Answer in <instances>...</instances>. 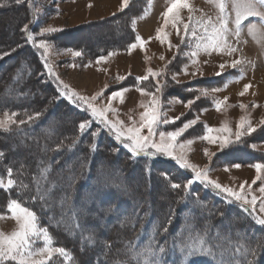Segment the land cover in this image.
<instances>
[{
  "label": "trees",
  "instance_id": "trees-1",
  "mask_svg": "<svg viewBox=\"0 0 264 264\" xmlns=\"http://www.w3.org/2000/svg\"><path fill=\"white\" fill-rule=\"evenodd\" d=\"M0 5H3L0 6V20L8 11L21 13L19 26L13 29L15 32L11 38H0V53L11 52L0 59V112H16L18 121L27 120V115L41 113L34 122L13 125L11 132L0 129V152L3 153L0 156V177H7L10 167L13 178L18 180V186L10 192L0 189V213L6 211L8 200L20 199L49 226L56 242H65L76 264H144L145 260L139 261L135 257L138 254H141L140 258L151 257L150 245L151 250L157 253L160 247L165 248L166 264H219L215 257L202 254L189 260L188 250L198 248L194 241H203L202 247L219 245L213 248V252L222 248L224 259L241 264L251 260L250 250L264 244V226L256 225L254 219L249 218V213L241 210L239 205L227 203L223 196L212 193L199 183L193 184L190 194L181 199L184 193L171 189L169 181L162 177L167 174L171 182L183 183L191 176L189 170L181 169L175 161H163V157L132 156L121 143L112 139L113 136L104 127L103 136L92 137L91 131L101 128L98 123L93 122L92 128L81 137L78 124L91 118L90 112L58 94L60 86L56 79L47 75L43 52L26 40L22 29L27 24L36 43L48 40L60 47L70 46V49L83 51V41L67 42L73 35L70 30L40 36L39 29L33 26L36 9L34 0H25L21 4H16L14 0H0ZM126 12L122 16L127 15ZM123 20L113 16L107 22L91 24L97 27L105 23L120 30L124 26L121 25ZM91 24L82 26V29L89 30ZM127 33L124 28L120 39ZM130 42L128 38L126 45ZM116 43L121 42L97 44L92 55L126 48V45L117 48L120 45ZM165 81L167 87L163 90V96L176 94L187 98L196 93H182L180 86L183 85L174 83L168 73L164 77ZM179 90L181 93H178ZM37 91L41 93L37 94ZM59 120L62 122L56 125ZM45 130L48 131L47 135L43 134ZM256 138L258 135L244 137L243 143H235L224 149V160H242L239 152L245 150L252 154L253 161L262 157L264 162V153L250 147L252 142L257 141ZM74 139L78 143L70 151ZM19 140H23L25 147H17ZM33 141L35 145L31 147ZM92 143L98 144L94 152L90 149ZM96 159L101 160L98 166L94 165ZM41 161H44L43 165ZM49 162H52L51 170L45 173L43 169ZM114 165H118V173L113 176L106 174ZM136 173L138 175L134 178L141 181L142 188L150 190L152 196L159 193L160 198L155 202L142 191L123 189L124 177ZM45 175L48 181H56L57 187L46 194L45 200L33 199L38 180L45 188L51 187L49 182L42 179ZM69 176L73 178L71 181ZM64 181L67 183L61 188ZM20 182L27 187L21 189ZM155 184L162 186L164 191L159 192ZM196 194L198 201L194 199ZM64 195L70 196V200L63 208L54 205V202L60 203ZM46 201L52 205L43 207ZM202 202L206 204L202 206ZM73 208L79 210L75 218L71 215ZM202 216L207 217V220ZM99 218L104 221L99 222ZM229 221L233 224H229ZM89 237L93 239L89 240ZM160 255L163 257L165 254ZM255 264H264V248L257 252Z\"/></svg>",
  "mask_w": 264,
  "mask_h": 264
},
{
  "label": "rangeland",
  "instance_id": "rangeland-1",
  "mask_svg": "<svg viewBox=\"0 0 264 264\" xmlns=\"http://www.w3.org/2000/svg\"><path fill=\"white\" fill-rule=\"evenodd\" d=\"M190 2L195 10L193 12L195 17L215 18L218 10L209 0H190ZM34 3L36 9L35 15L33 16V26L39 29V33L43 28L47 27L60 29V31L57 32L70 30L73 35L72 38H68L67 42L83 41V51L77 48L72 49L73 51L81 52V56L77 57L74 56L73 52L67 51L70 49V46L64 48L45 40L51 45L46 55L53 72L60 80L67 84L70 89L76 91L80 95L89 99L97 97V99L93 101L95 106L103 107L110 103L111 106L117 110L115 113H107L108 119L110 120L123 121L127 126H131L134 121L137 123L139 122L140 114L144 111V108L141 107V102H149L150 97L142 96L136 90L138 86L136 84V78L146 75L149 67L154 71L166 69L171 79L173 74L179 73L177 76L179 81L178 84L179 86L183 85L180 86L182 87L180 88L181 92L189 94V92L192 91L196 93L194 96L190 95L187 98H181L176 94L166 96L162 94L161 99L163 107L161 110L170 121L174 120L175 122L159 125L158 131H173L177 127L182 126L184 122L195 119L197 121L196 124L192 125L183 133L178 139V144L185 143L189 139L193 140V144L189 145L185 150L189 162L197 165L201 169L207 168L209 170V177L216 180L221 185L232 187L236 190H239V186L242 183L245 184L246 189L251 185V194L256 195L258 200L257 214L251 215L249 213V218L254 219L255 224L259 225L257 223V216H264V214L259 213L260 200L264 199V194L259 192V187L261 186L259 181L254 185L252 184L256 176L255 169L251 167L250 164H243L240 162L228 163L223 159L224 155H222V152L230 146L221 149L219 142L208 143L207 141L201 140L199 137L206 132L207 127L220 128L227 124L235 131L240 118L245 116L252 121L253 126L257 127V131L251 134L255 136L258 135V138H256L257 141L255 143L252 142L250 147H252L254 151L264 153V124L260 123L264 120V44L258 42L257 39L248 34L247 28L245 27L242 40L247 42L240 45L242 49L241 52L236 53L233 57L219 53L208 55L201 52L197 58L199 61L198 64L193 65L190 58L183 55V53L190 52L194 49L188 48L186 44H181L180 37L176 34V30L171 24H169L165 30L170 34L169 39L171 44L180 45V50L178 51L174 47L169 48L167 42L161 44L160 41L156 39V30L163 27V13L169 6V0H131L129 7L123 11L120 10L122 0H34ZM30 8L32 7L30 6ZM229 11L234 18V10L230 7ZM124 12H126L127 15L122 16ZM181 15L184 17L185 22H187V17L189 15L187 9L182 10ZM113 16L122 18V20L124 19L121 22V25L124 26L120 30L110 27V25H105V23L104 25L92 27L91 23L98 24L107 22L108 19ZM20 18V12L8 11L6 16L0 20V38L9 40L15 32L13 29L19 26H17V24ZM249 21L258 22L256 18H249ZM249 21H246L245 24L247 25ZM86 24H91L89 30L82 29V26ZM124 28L128 31L127 36L123 35L124 37L120 39ZM44 34L49 35L50 33ZM137 35L142 37L146 41V44L143 48L138 47L129 52L126 45L127 40L129 38V40L135 42V36ZM112 41L121 42L116 43L120 45L117 48H121L124 45H126V48H124V50H107L102 53L107 59L97 63V58L101 55L93 56V48L97 46V44L111 43ZM38 43L39 41L37 44ZM41 51L44 54V50L41 49ZM109 52H114L115 54L109 55ZM241 56H243L246 61H250V63H245L242 76L239 69H232L230 67H226L222 75H216V73L220 71L219 65L221 63L230 62L231 59L240 58ZM161 57H164V59H161ZM185 66L187 67V74L182 71ZM197 68L199 69L198 72ZM193 72H196V75L193 76ZM120 77H124V79L121 80ZM161 82L164 83V78L161 79ZM174 83L176 82L174 81ZM150 84H155V80L151 77L149 81L144 82L142 85L146 87ZM246 84H250L251 87L245 95L241 96L240 92L243 91ZM124 88L129 90L124 94L123 102H121L119 98L115 100L110 99L114 91H120ZM213 88H220L221 90L219 92H211ZM201 89H208L209 95H201ZM148 90L154 91V87ZM181 92L180 90L178 91V93ZM40 93V91H37V94ZM197 96H199V99H196ZM225 98L227 99L225 100ZM189 99L193 100L194 103L190 107H186V102ZM216 101L223 102L219 111H217L215 106ZM241 104L247 105V108H241ZM4 114V112H0V117L4 116ZM176 117H179V119H175ZM92 119L94 123H98L101 126L98 131L101 133L100 135L103 136L104 125L101 124L99 120ZM61 122L62 120H59L56 125ZM47 132L48 131L45 130L43 134L47 135ZM144 133L147 134L146 129ZM110 135L112 134L110 133ZM113 138L114 136L112 139ZM33 140L36 141V139ZM34 141L30 143L31 147L35 145ZM253 145H255V147H253ZM17 147H25L23 140L18 141ZM205 149H207L209 153H215V155L211 157L205 155ZM177 151L179 152L181 150L177 148ZM16 159L18 160L19 158L16 157ZM162 160H166L169 163L173 161L167 157H163ZM257 162L264 163L262 162V157ZM100 163L101 160L96 159L94 165L98 166ZM235 164H239L241 167L236 168L234 167ZM118 171V165H114L106 171V174L113 176L117 174ZM137 175L138 173L124 177L125 182L123 183V189H134L138 190L140 193L142 191L144 195L146 193L148 197L151 199L153 198L152 200L154 202L156 199L160 198L159 193H155L154 196H152V194L149 193L150 190L142 188L141 181L134 178V176L136 177ZM6 179L7 177H5V180ZM66 183L67 181L61 183L60 187L62 188ZM154 186L159 192L164 191L162 186L156 184ZM202 186L208 188L212 193L217 194L214 189L209 188L207 185ZM49 205H52V203L50 202ZM54 205L63 208L60 203L57 204L54 202ZM56 208L58 209V207ZM0 216H3V218L0 219V231H3L5 234H10L12 231L16 230V221L11 218V214L8 213L7 210L0 213ZM112 217L114 218L115 215ZM113 218L110 219L112 220ZM204 219L207 220V217ZM102 221L104 220L99 218V222ZM229 224H233V222L229 221ZM40 225L49 229V226L41 221V219ZM97 237L100 238L98 240L101 241V236L98 235ZM117 241L119 242V240ZM53 242V246H63L69 251L65 246V242H56L54 237ZM190 242L193 241L191 240ZM194 242H196L194 244H196L198 248L202 247L200 242ZM213 254L218 263L221 258H224L222 248L215 250ZM140 255L141 254H138V257H135L136 260L151 259V257L147 258L146 256L140 258ZM132 256L131 254L130 258H132ZM70 263L71 262H63V264Z\"/></svg>",
  "mask_w": 264,
  "mask_h": 264
},
{
  "label": "snow or ice",
  "instance_id": "snow-or-ice-1",
  "mask_svg": "<svg viewBox=\"0 0 264 264\" xmlns=\"http://www.w3.org/2000/svg\"><path fill=\"white\" fill-rule=\"evenodd\" d=\"M16 4L24 3L25 0H14ZM131 0H122L120 5V10L123 11L129 7ZM217 8V14L215 18L212 17H195L193 12L195 11L191 5L190 0H169V6L163 13L164 21L163 27L156 30V39L160 41L161 44L167 42L169 48H176L180 50V45H172L169 39V33L165 30L169 24L176 30V34L180 37L181 44H186L188 48L194 50L190 52H184L190 58L193 65L198 64V56L201 52L211 55L212 53L224 54L229 57H233L236 53L241 52L242 49L240 45L246 43L247 41L242 40V35L247 28L248 34L252 35L253 38L257 39L258 42L264 44V0H209ZM3 6V5H0ZM232 8L235 12L234 18L232 17L229 8ZM187 9L189 15L187 17V22H185L184 17L181 15L182 10ZM249 18H256L258 22L249 21ZM246 21H249L247 25ZM22 31L26 34V40L32 42L33 46L37 49L44 50V60L45 67L47 68V75L52 76L57 80L60 88L59 95L66 98L74 105H79L85 108L91 114V118H86L79 122L78 130L81 137L88 133V130L92 128L94 120H99L101 124L110 132L114 139L120 142L125 149H127L130 154L134 157H167L175 161L179 167L183 170H189L191 173L190 178L186 182H171L170 177L165 174L162 178L169 181V186L173 190H181L184 196L181 199H185L195 183H200L202 185H207L209 188L214 189L217 194L224 197L227 203H237L239 207L250 213L251 215L257 214V200L256 195L251 194V185L246 189L245 184L239 186V190L232 187L221 185L216 180L209 177V170L207 168L201 169L197 165L190 163L185 150L189 145L193 144V140L189 139L185 143H179L178 139L183 135V133L188 130L192 125L196 124V120H188L184 122L182 126L177 127L173 131H158V127L161 124L174 123L175 121H170L169 118L162 112L163 102L161 96L163 90L167 87V82H161V79L167 75L166 69H161L159 71H154L151 67L147 69V74L137 77L136 84L141 85L146 81H149L150 77L155 80L154 85H148L146 87L137 86V91L142 96L150 97L149 102H141V107L144 111L140 114L139 122H133L131 126H127L123 121L120 120H110L108 119L107 113H115L117 110L107 104L103 107H97L93 103L97 97H92L91 99L80 95L76 91L69 88L58 76L55 75L51 65L47 60V53L51 48L45 40H40L37 44L35 42V36L29 30L27 24L24 25ZM60 31L53 27L43 28L40 32L41 35L44 33H55ZM187 38V40H186ZM146 41L140 37L135 36V42L129 43L127 45V50L131 52L138 47L143 48ZM67 51L73 52L74 56H81L80 51H73L68 49ZM11 52L0 53V59L4 56L10 55ZM114 52H109V55H114ZM107 57L101 55L97 58V63L105 61ZM164 59V57H161ZM171 63V62H169ZM245 63H250L246 61L243 56L240 58H233L230 62L221 63L219 65L220 71L216 75H222L226 67L232 69H239L241 76L244 72ZM167 68V66H166ZM182 71L187 74V67L185 66ZM199 69L197 68V72ZM202 74V73H201ZM179 73L172 75V80L179 83L177 76ZM192 75H196L193 72ZM124 79V77H120ZM226 86V85H225ZM154 87V91H149V88ZM251 87L250 84H246L240 95L243 96L249 91ZM129 89L124 88L120 91H114L111 94L110 99L115 100L119 98L121 102L124 101V94ZM220 88H213L211 92H219ZM201 95L208 96V89H201ZM199 99V96L196 97ZM227 98H225L226 100ZM194 103L193 100L189 99L186 102V107H190ZM222 101H216V109L220 110ZM241 108H247V105H240ZM41 115L40 112H36L34 115H27V120L20 119L17 121L15 118L17 116L16 112L8 113L5 112L4 116L0 117V129L4 132H11L13 125H24L26 123L34 122ZM175 119H179L176 117ZM264 124V120L260 122ZM147 130V134L144 130ZM257 131V127L253 126L252 121L242 116L239 120L237 129L233 131L227 124L220 128L207 127L206 132L200 136L201 140L207 141L208 143L219 142L220 148L224 149L234 143H243V139L246 136H250L252 133ZM100 132L97 130H92L90 135L94 138L100 136ZM234 138V139H233ZM78 143V140L74 139L72 146L69 150H73ZM255 147V145H253ZM98 148L97 143H92L90 149L94 152ZM179 148L181 151H177ZM57 150H60L59 148ZM205 155L211 157L215 153H209L207 149L204 150ZM3 153L0 152V156ZM44 164V161H41ZM256 171L255 179L252 184H256L257 181L260 182L259 192L264 194V163H253L250 165ZM52 167V162H49L43 171L45 173L49 172ZM234 167L240 168L239 164H235ZM227 170V169H226ZM150 175V170H149ZM42 179L51 184L50 188H45L40 181L36 184V196L33 199L45 200V196L51 193L56 187V181H48V177L45 175ZM71 181L73 178L68 177ZM18 186V180L13 178L12 168L7 169V179L0 177V189L10 192L12 189ZM19 186L21 189L27 187L20 182ZM71 187V184H69ZM250 197V198H249ZM198 201V194L196 197ZM70 200V196L64 195L60 199V204L63 206ZM206 204V202H202ZM47 201L43 207H48ZM6 210L11 214V218L16 221L17 228L10 234H5L0 231V264H63V262H71V264H76L73 254L69 252L63 246H53V236L50 234L47 227H42L40 225V217H38L37 212L32 210L30 207L25 206L20 199L12 198L6 203ZM77 209L73 208L71 210V215L75 218L78 214ZM259 213L264 214V199L260 200ZM3 216H0L2 219ZM257 223L264 226V216H257ZM168 224H171V216L169 218ZM79 226V225H77ZM167 231V228L164 229ZM92 240L93 237H89ZM211 243V238L210 241ZM203 241L201 244L203 245ZM219 247V245L212 244L210 247H200L191 248L187 252V257L189 260L197 255H207L214 257L213 248ZM260 248H264V244L258 245L256 248L250 250L251 260H245L242 264H255V259L257 252ZM150 249V260H145L144 264H166V253L165 248L160 247L157 253ZM183 251V249H181ZM239 251V249H237ZM160 254H165L163 257ZM62 258V259H61ZM219 264H241V262L221 258Z\"/></svg>",
  "mask_w": 264,
  "mask_h": 264
},
{
  "label": "crops",
  "instance_id": "crops-1",
  "mask_svg": "<svg viewBox=\"0 0 264 264\" xmlns=\"http://www.w3.org/2000/svg\"><path fill=\"white\" fill-rule=\"evenodd\" d=\"M252 148V147H251ZM252 150H253V148H252ZM228 163H230L231 164V162H228ZM233 163V162H232ZM253 163H257V162H250V163H248V164H253ZM244 164V163H243ZM221 168V167H220ZM223 168H227V167H223Z\"/></svg>",
  "mask_w": 264,
  "mask_h": 264
}]
</instances>
